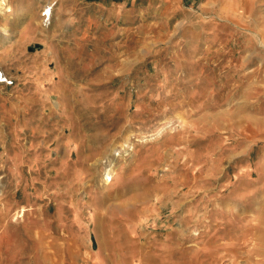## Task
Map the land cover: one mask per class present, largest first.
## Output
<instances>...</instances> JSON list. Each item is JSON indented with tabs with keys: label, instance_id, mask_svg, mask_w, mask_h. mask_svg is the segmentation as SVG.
I'll use <instances>...</instances> for the list:
<instances>
[{
	"label": "rangeland",
	"instance_id": "1",
	"mask_svg": "<svg viewBox=\"0 0 264 264\" xmlns=\"http://www.w3.org/2000/svg\"><path fill=\"white\" fill-rule=\"evenodd\" d=\"M5 1L0 237L59 207L112 264H264V0Z\"/></svg>",
	"mask_w": 264,
	"mask_h": 264
},
{
	"label": "crops",
	"instance_id": "2",
	"mask_svg": "<svg viewBox=\"0 0 264 264\" xmlns=\"http://www.w3.org/2000/svg\"><path fill=\"white\" fill-rule=\"evenodd\" d=\"M178 1L158 0L156 5L160 12L167 6L172 17L179 10ZM46 209L40 206L28 211L18 222L17 238L1 234L0 264H112L93 248L87 224L78 212L66 215L57 207L54 213L46 214Z\"/></svg>",
	"mask_w": 264,
	"mask_h": 264
},
{
	"label": "bare ground",
	"instance_id": "3",
	"mask_svg": "<svg viewBox=\"0 0 264 264\" xmlns=\"http://www.w3.org/2000/svg\"><path fill=\"white\" fill-rule=\"evenodd\" d=\"M5 0H0V7H2L4 4H5ZM52 4V3H51ZM49 6V8H50V10L52 11L53 10V6L52 5H46V7H48ZM45 7V8H46ZM46 15V14H45ZM44 21V20H43ZM3 78V77H2ZM1 79V78H0ZM106 181H111L113 178H112V175H111V172H110V170H108L107 171V173H106V177L104 178Z\"/></svg>",
	"mask_w": 264,
	"mask_h": 264
}]
</instances>
